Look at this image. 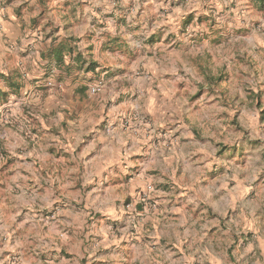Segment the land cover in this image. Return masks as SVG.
Instances as JSON below:
<instances>
[{
  "label": "crops",
  "instance_id": "0c3cea01",
  "mask_svg": "<svg viewBox=\"0 0 264 264\" xmlns=\"http://www.w3.org/2000/svg\"><path fill=\"white\" fill-rule=\"evenodd\" d=\"M164 1L159 4L158 0H0L5 15L0 29V69H3L0 84L4 85L0 88H8L5 77L9 75L22 84L19 92L11 94L15 98L11 100L8 96L2 107L7 115L20 120L29 137L24 142L27 143L26 152L22 153L24 160L7 159L13 151L10 144L5 149L9 154L3 155V165L0 160V167H12L10 172L17 173L24 183L20 193L15 194L14 179L0 181L4 189L0 193V234L4 236L0 238V264H195L200 259L222 263L212 242L193 246L179 234V239L172 242L177 253L171 255L168 245H162L160 240L147 243L141 240L149 227L152 230L148 235H164L165 231H158L160 226L174 228L181 234L188 233L190 228L196 233L213 230L217 234L229 207L234 208L237 199V205L240 203V196L233 193L237 185L228 191L226 177L204 179L203 183L209 184L206 195L198 189L202 177L212 175L213 169L224 165L213 141L219 137L209 135L208 140L202 133L198 136L199 127L192 116L187 120L189 127L183 122L178 127L172 124L177 111L172 99L191 84L190 77L179 74V67L192 73L191 61L181 60L179 64L170 58L158 59L157 63H148L153 67L151 78L136 74L120 79L115 76L105 82L101 93L87 90V95H82V74L63 75L50 54V49L62 41L72 43V39H81L71 45L76 53L87 52L97 61V71L106 69L102 74L109 76L118 69L121 72V62L109 64L103 58L105 50L113 44L110 41L121 44L125 28L118 21L122 18L121 24L142 23L148 17L147 11ZM191 2L182 1L178 6L183 8L185 3L190 11ZM130 8L143 9L142 15L137 18L133 11V16L128 14L124 21L122 15ZM174 17L153 20L151 26L159 30L176 21ZM39 21L43 25L35 27ZM138 33L144 35L142 30ZM182 53L190 59L189 51ZM176 54L180 52L171 53ZM70 60L66 59L62 67ZM148 65L143 64V69ZM132 66L131 70L138 73L139 64ZM47 81L55 87L44 89ZM215 100L218 102L217 97ZM3 108L0 117L4 115ZM29 108L36 113L26 110ZM133 111L140 112L141 119L147 118L152 124L141 120L126 128L124 124L130 121L128 115ZM178 111V121H183L188 113L184 106ZM215 174L218 173L214 171ZM151 183L157 187L154 192L146 191ZM143 191L156 198L159 208L151 214L142 210L135 213L136 208L127 211L122 204L125 198L135 195L139 198ZM216 196L219 202H212ZM139 206L143 208L142 203ZM124 212L131 214L133 220L121 235L115 234L111 219L122 217ZM175 212L182 218L168 217ZM24 214L28 215L26 222L21 220ZM231 220L232 228L238 230L240 218L231 214ZM187 223L189 228L184 227ZM22 226L42 231L43 243L13 242L10 232L13 227L18 230ZM99 235L100 238L96 237ZM37 249L43 254L38 258ZM17 252L20 259L16 263L11 255Z\"/></svg>",
  "mask_w": 264,
  "mask_h": 264
},
{
  "label": "rangeland",
  "instance_id": "374dc122",
  "mask_svg": "<svg viewBox=\"0 0 264 264\" xmlns=\"http://www.w3.org/2000/svg\"><path fill=\"white\" fill-rule=\"evenodd\" d=\"M182 1L189 2L190 0H165L163 5L149 9L146 13L148 17L142 23L127 24L123 22L121 24L120 20L122 18H120L118 22L120 26L122 25L125 28L122 29L124 31L121 32L122 39L119 42L122 45H116L117 41H110L113 43L112 46L105 50L106 53L102 56L105 62L109 64H119L121 62L123 71L119 72L120 69H118L115 73L116 70H114L113 73L115 74L109 76L108 73L102 74L106 69L87 71L82 68L69 74L60 65L58 67L63 71V75L68 77L70 75L77 77L82 74L81 81L83 83L80 90L82 95H87L88 92L92 94L101 93L105 82L115 76L120 79L123 76L129 77V75L136 74L138 77L147 78L148 76L151 78L153 67L151 68L148 63H157L158 59L170 58L179 64L181 60H184L185 63L191 61L192 73H187V69H182L181 65L179 67V74L190 77L191 84L189 87L181 89L180 94L172 99L174 107L177 108L176 119L172 121V124L178 127L183 122L189 127L190 122L187 120L192 116L196 126L199 127L196 132L198 136L202 133V137L205 139L208 137V140L211 137L209 135L216 134L219 137L216 141L215 139L213 141L217 143L218 154L223 156L224 165L213 169L212 175L207 174V177H202L199 180L201 183L198 182V189L202 195H206L209 184L203 183L204 179L210 176H212V179L226 177L227 190L231 189V186L237 185V191L233 193L240 196V203L237 205V199L235 200L236 205H233L234 208L229 207L228 214L221 219L222 229L217 234L213 230L196 233L191 228L188 233L181 234L176 232L174 228L160 226L158 231H165L164 235H148L152 230V227H149V230L145 229L148 233H145L141 240L144 243L160 240L162 245H168L166 248L171 251V255H175L177 250L172 242L179 239L180 234L184 237V241H188L189 245L196 246L195 244H197L200 246V242H203V246H205V242H212L218 258L222 260L220 264H264V6L262 7L258 0H192L191 10L189 11L185 3H183V8L179 7ZM162 2L163 0H158L159 4ZM0 9L3 13L1 20L3 22L5 15L2 5H0ZM142 10L130 8L122 17L125 21L127 15L130 14L132 17V13L135 11L138 18L142 15ZM172 16H175L174 18L177 20L179 19L178 24L176 20L159 30L153 29L151 26L153 20L162 21L164 18H171ZM35 24V27L43 25L40 21ZM95 27L99 29L98 25ZM139 30L144 32L143 36L138 33ZM189 31L192 36L184 43L172 39L178 33L182 35ZM77 42H81V39H73L71 44L74 46V43ZM161 43L165 46H160ZM155 49L159 50L156 51ZM171 49H174L175 53L180 52V54L172 56L171 53L174 51H168ZM73 51L70 54L68 50L66 59L77 54L75 49ZM182 51H189L190 59L187 55L181 54ZM81 53L86 60L93 59L88 56L87 52L81 51ZM138 64V73H134L135 70H131V67L133 68L132 65ZM143 64L148 66H144L145 69H143ZM48 72L49 75L52 74V70ZM47 83L44 89L55 87L51 82L47 81ZM88 83L90 85H87ZM97 84H102L103 88L94 93L91 89ZM6 90L10 91V88H6ZM11 94L14 93H9L12 100L15 96H11ZM216 97L218 102L215 100ZM128 101L130 102L129 98ZM5 102H7L6 99L3 100L0 96L1 109ZM67 106L69 107L70 103H67ZM183 106L188 114L184 116L183 121H178L180 119L178 109ZM219 106L223 110L222 115L219 113ZM32 107L34 106L31 105ZM31 108L26 110L36 113ZM130 110L127 112L129 113ZM2 111L4 115L0 117L1 165L5 161L3 155L9 154L5 151L9 144L18 146L15 147L16 154L10 153L11 158L7 159L12 162H20L25 159L22 153L26 152L27 143L24 142L29 140L28 129L26 130L20 120L14 119L11 114L8 113L9 115H7L6 109ZM141 116L140 112L133 111L131 115H128L130 121L126 122L124 126L126 128L131 127V125L134 127L135 122L142 120ZM30 117H32L31 114H29L28 119H31ZM142 121L143 123L152 124L147 118ZM26 124L29 125L30 123L26 122ZM151 129L150 127L149 130ZM205 139L201 141L209 145L208 142L204 141ZM225 160H229V162L226 164ZM231 162L235 164L232 166ZM6 168L8 169H5L4 166L0 167V181L9 178L14 179L13 181L17 185L12 184V191L15 194L20 193L24 183L17 177V173L10 172L13 171L12 167L10 169L9 167ZM19 170H22V168ZM214 171L218 174L214 175ZM200 175L202 176L203 172H200ZM237 175H239L238 178H236ZM186 180H188V177L185 178ZM148 185H152L150 190L153 192L157 189L154 183ZM88 189L86 188V191ZM3 190L0 185V193ZM139 191L138 189L136 195ZM119 192L121 190L116 191V193ZM136 195L128 196L123 201L122 204L127 211L128 208H136L135 213L138 212L137 210H142L151 214L159 208V202L150 193L145 196L148 200H142L141 195L137 198ZM219 199L216 196L212 202L215 200L219 202ZM22 202L24 203V200ZM140 203L143 204V208L139 206ZM175 213L168 214V217L182 218L181 214ZM207 214L210 218L211 212L209 211ZM231 214H234V218L238 217L241 220L238 230L235 226L232 228L234 222L231 220ZM17 218L19 220V217ZM21 218L23 222L28 221V215L26 214ZM132 220L133 216L124 212L122 217H113L111 219L113 224L109 223V225H111V230L115 234L121 235ZM246 222L249 223L248 227L245 226ZM27 226H22L18 230L13 227V231L10 232L13 235V242L14 240H20L22 243L32 241V243L42 244L43 232L32 230L31 227ZM184 227L189 228L190 223H187ZM0 235V238H4L2 234ZM100 236L96 237L100 238ZM73 239L75 241V238ZM20 241L19 243H21ZM231 241L232 244H230ZM36 252H38V255H35L36 258L43 255L39 249ZM11 258L17 263L20 259V253L12 254ZM168 264H173V262ZM195 264H212V262L207 259H200Z\"/></svg>",
  "mask_w": 264,
  "mask_h": 264
},
{
  "label": "trees",
  "instance_id": "16d2710c",
  "mask_svg": "<svg viewBox=\"0 0 264 264\" xmlns=\"http://www.w3.org/2000/svg\"><path fill=\"white\" fill-rule=\"evenodd\" d=\"M260 5L264 6V0H258ZM70 41H73L70 40ZM50 54L52 57L56 60V64L60 65L61 67L64 65L67 57L68 50L70 51V54H72L74 51L73 46L71 45V42L68 40L62 41L61 43H58L54 47L50 49ZM98 62L94 60H86L85 56L81 53V51H78L77 54L74 55V57H71V60L68 62V65L64 68L66 70V73L71 74L72 71L80 70L84 68L87 71H96V68L98 66ZM5 80H7V87L10 88V91L4 90L0 88V96L2 99H6L9 96V93L19 92L22 84L16 78L15 76L9 75L5 77Z\"/></svg>",
  "mask_w": 264,
  "mask_h": 264
},
{
  "label": "clouds",
  "instance_id": "9594fccd",
  "mask_svg": "<svg viewBox=\"0 0 264 264\" xmlns=\"http://www.w3.org/2000/svg\"><path fill=\"white\" fill-rule=\"evenodd\" d=\"M175 14V13H174ZM179 23V19L177 20V24ZM191 36H192V33L189 31V32H185L184 34H177L176 36H174V37H172V39L174 40V41H177V42H179V43H184L185 41H187V40H189L190 38H191ZM0 70H3V69H0ZM0 87H4V85H2V84H0ZM16 147V145H13L12 146V149H13V151H12V154L14 155L15 154V152H14V148Z\"/></svg>",
  "mask_w": 264,
  "mask_h": 264
},
{
  "label": "built area",
  "instance_id": "2783aa9c",
  "mask_svg": "<svg viewBox=\"0 0 264 264\" xmlns=\"http://www.w3.org/2000/svg\"><path fill=\"white\" fill-rule=\"evenodd\" d=\"M2 17H3V13H2V9H0V28L2 27ZM103 88V85L102 84H97L95 85L94 87H92V92H98L100 91L101 89ZM152 189V185H149L148 187V191ZM151 191V190H150ZM141 197H142V200H148L145 196L147 195L145 191L141 192L140 193Z\"/></svg>",
  "mask_w": 264,
  "mask_h": 264
}]
</instances>
